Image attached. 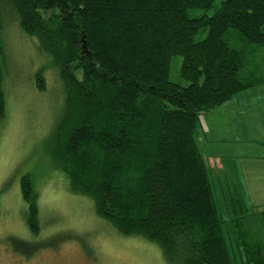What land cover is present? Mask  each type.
<instances>
[{
    "label": "trees",
    "instance_id": "16d2710c",
    "mask_svg": "<svg viewBox=\"0 0 264 264\" xmlns=\"http://www.w3.org/2000/svg\"><path fill=\"white\" fill-rule=\"evenodd\" d=\"M9 17L62 82L49 152L72 192L168 264H264V211L249 214L239 187L214 181L198 142L204 113L264 83V0H0V126ZM21 191L37 235L31 174ZM239 210L249 213L233 219ZM9 238L26 256L44 247Z\"/></svg>",
    "mask_w": 264,
    "mask_h": 264
},
{
    "label": "rangeland",
    "instance_id": "374dc122",
    "mask_svg": "<svg viewBox=\"0 0 264 264\" xmlns=\"http://www.w3.org/2000/svg\"><path fill=\"white\" fill-rule=\"evenodd\" d=\"M4 28L7 118L0 126V264H168L158 244L142 236L120 234L96 214L91 197L72 192L49 152L54 128L65 111L58 72L18 20L7 18ZM39 73L45 89L38 86ZM248 94L239 93L233 103L204 113L209 128L206 133L201 120L198 142L217 184L227 180L235 185L232 178L242 182L244 174L251 189L254 182L260 185L257 191L264 200V162L260 158L264 157V87ZM225 164L233 170L226 171ZM26 174L33 176L39 193L41 231L37 235L27 224L28 204L21 191ZM246 190L251 197L245 198L243 206L248 205L250 213L239 210V214H230L235 215L233 219L264 211V202H258L261 198L248 187ZM11 236L44 247L26 256L13 249ZM229 244L236 246L232 239Z\"/></svg>",
    "mask_w": 264,
    "mask_h": 264
},
{
    "label": "crops",
    "instance_id": "0c3cea01",
    "mask_svg": "<svg viewBox=\"0 0 264 264\" xmlns=\"http://www.w3.org/2000/svg\"><path fill=\"white\" fill-rule=\"evenodd\" d=\"M260 87L262 88V87H264V83H262V84H260V85H258V86H256V87H253V88H250V89H247V90H244V91H242L241 93H243V92H245V94L248 96L249 94V92L250 91H254L255 89H260ZM238 100L237 101H239L240 99H239V97L237 98ZM242 100H243V98H242ZM234 101H236L235 99L234 100H230V101H228V102H234ZM227 102V103H228ZM218 108V107H217ZM216 108V109H217ZM216 109H214V110H216ZM240 109V108H239ZM264 109V107H262L261 106V110H263ZM213 110V111H214ZM244 111L245 110H243L242 112H241V114H243L244 115ZM203 115H202V117H201V120H203L202 121V124H203V130L207 133V130H208V128H209V126H208V124L206 123V121H204V119H203ZM245 117V116H244ZM260 141V140H259ZM259 141H258V143H259ZM260 158H262V164H263V162H264V157L263 156H260ZM223 161V160H222ZM224 162V161H223ZM226 171H228V172H230V170L232 171L233 170V168H229V167H227V165L225 164V166L223 167ZM227 172V173H228ZM240 172V171H239ZM240 173H242V172H240ZM239 175V174H238ZM229 177V176H228ZM241 178V177H240ZM237 178L234 176V178H232V180H234V184H235V186L236 187H239V188H241V190L243 191V193H245V198H248V197H251V194H249V193H247V187L250 189V191H253V193H254V195H256V196H258V197H260L261 199L260 200H258V202H264V200L262 199V197H261V193L259 192V191H257V187H260V185L259 184H256V182H254V186L252 187V189H251V186L249 185V182H250V179L248 180V179H245L244 178V174H243V178H241L242 179V182L238 179V181L236 180ZM260 190H261V187H260Z\"/></svg>",
    "mask_w": 264,
    "mask_h": 264
}]
</instances>
